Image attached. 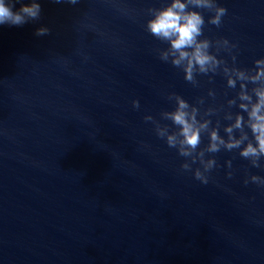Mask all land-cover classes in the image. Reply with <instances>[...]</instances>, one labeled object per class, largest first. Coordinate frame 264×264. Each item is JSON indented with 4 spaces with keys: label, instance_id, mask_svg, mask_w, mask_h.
Returning a JSON list of instances; mask_svg holds the SVG:
<instances>
[{
    "label": "clouds",
    "instance_id": "clouds-1",
    "mask_svg": "<svg viewBox=\"0 0 264 264\" xmlns=\"http://www.w3.org/2000/svg\"><path fill=\"white\" fill-rule=\"evenodd\" d=\"M16 2L21 3V6L18 10L14 9V3L11 0H0V25H9V26H22L29 21L39 20L41 15V5L38 0H31L30 3H23L22 0H16ZM56 3L65 2V0H55ZM67 3L76 4L78 0H66ZM197 6L211 8L212 4L209 3V0H194ZM185 5L180 3V0H174L172 5L162 11H160L154 19L149 21L148 29L150 33L164 40L170 41L171 49L173 54L178 53L179 56L177 59L173 60L174 65H180L181 61L189 59V53L184 51L187 48H194V52L191 54V59H189V66L186 69L187 79H192V64L193 61L198 64L202 71L206 69L204 66L210 62L211 57L206 54L205 49L208 48L207 42L197 43V37L202 35V26L204 20L201 15L193 12L190 14H185L184 12ZM226 14V9H218L217 16L212 20V23L216 26H219L221 23L220 17ZM50 32V29L47 27H40L36 30L37 36H44ZM167 57L165 56L164 59ZM258 65L264 64V61H257ZM264 77V68H262L256 77H253V80L260 79ZM240 78L243 79L244 76L241 73ZM231 86H234L233 81H229ZM258 103H256L250 112V118L255 121L252 123L251 129L255 134L256 141L258 143L257 148L249 144L242 152L241 155L245 158L249 156L258 157L260 154H264V115H260L261 109L264 108V90L257 91ZM242 99H250L246 95H242ZM135 107H139V102H134ZM242 108L247 110L245 105H241ZM187 108V104L183 101H179L178 110L171 114L169 118L176 124L181 126V135L184 137L183 144L190 147L191 149H196L200 143V132L199 129H195L192 123H189L187 113L183 111ZM194 122V118H193ZM241 118H237L235 127H240ZM202 127H206L202 126ZM231 132V129H227ZM161 135H163L161 133ZM212 141H217L218 137L215 132L211 136ZM220 143L223 144L224 141L220 140ZM168 144L170 147H175V137H168ZM239 141H233L226 145L227 148L239 147ZM210 151L217 152L219 148L216 143H213L210 146ZM181 155H189L186 151H181ZM183 167H187L184 165ZM197 180H201L202 183L207 184L208 181L203 179L199 173L195 177Z\"/></svg>",
    "mask_w": 264,
    "mask_h": 264
}]
</instances>
